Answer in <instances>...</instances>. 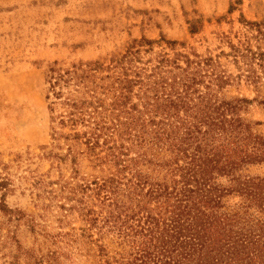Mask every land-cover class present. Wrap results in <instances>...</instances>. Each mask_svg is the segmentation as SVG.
Listing matches in <instances>:
<instances>
[{
  "label": "trees",
  "instance_id": "1",
  "mask_svg": "<svg viewBox=\"0 0 264 264\" xmlns=\"http://www.w3.org/2000/svg\"><path fill=\"white\" fill-rule=\"evenodd\" d=\"M98 69L51 70L56 128H85L51 138L105 172L65 197L82 223L76 246L96 264H264V178L250 175L264 165V136L241 115L248 101L221 97L227 81L211 59L162 56L95 84ZM71 81L85 96L55 90Z\"/></svg>",
  "mask_w": 264,
  "mask_h": 264
},
{
  "label": "rangeland",
  "instance_id": "2",
  "mask_svg": "<svg viewBox=\"0 0 264 264\" xmlns=\"http://www.w3.org/2000/svg\"><path fill=\"white\" fill-rule=\"evenodd\" d=\"M178 54L211 59L227 81L221 97L247 100L241 115L264 136V0H0V264H96L73 242L82 223L65 197L105 172L68 152L83 147L51 138L52 117L64 114L51 70L97 63V84ZM59 87L64 97L85 92ZM250 175L264 178V165Z\"/></svg>",
  "mask_w": 264,
  "mask_h": 264
}]
</instances>
